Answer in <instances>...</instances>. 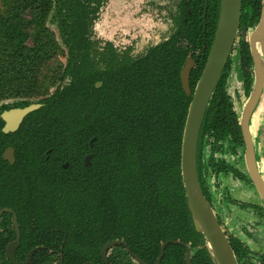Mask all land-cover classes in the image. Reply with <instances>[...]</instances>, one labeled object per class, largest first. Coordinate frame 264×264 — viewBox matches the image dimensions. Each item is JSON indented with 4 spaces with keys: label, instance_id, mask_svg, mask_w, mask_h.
<instances>
[{
    "label": "trees",
    "instance_id": "trees-1",
    "mask_svg": "<svg viewBox=\"0 0 264 264\" xmlns=\"http://www.w3.org/2000/svg\"><path fill=\"white\" fill-rule=\"evenodd\" d=\"M104 1L0 0V103L14 101L0 108L41 105L15 134L0 131V209L9 208L17 217L16 261L24 262L40 248L30 264H131V255L155 264L161 245L175 241L179 244L165 248L160 264H185L184 246L193 251L191 264H216L194 229L181 178V141L191 99L182 91L180 71L186 61L194 63L193 91L214 38L220 0H180L167 40L137 59L111 56L98 67L90 35ZM261 3L241 0L240 31L256 27ZM233 53L198 139L197 175L208 202L204 145L212 153L222 151L224 142L233 150L243 147L226 92L235 62L245 92L252 89V58L240 34ZM7 148L14 151L12 166L2 159ZM87 155L91 159L85 166ZM208 166L245 179L224 163L211 160ZM109 241L122 244L104 263L100 250ZM229 242L238 262L239 242L232 237ZM0 261L11 264L3 248Z\"/></svg>",
    "mask_w": 264,
    "mask_h": 264
},
{
    "label": "water",
    "instance_id": "water-1",
    "mask_svg": "<svg viewBox=\"0 0 264 264\" xmlns=\"http://www.w3.org/2000/svg\"><path fill=\"white\" fill-rule=\"evenodd\" d=\"M262 9L258 24L250 31L249 39L246 38V32L241 31L242 40L249 45L250 55L253 62V83L250 96L244 106L239 119V127L244 143V159L248 175L255 185L264 203V183L258 175L254 154V134L251 132L250 119L258 103L262 101L264 95V0H262ZM241 0H220V8L214 38L201 72V75L193 91L189 85V75L193 69L194 63L186 61L180 71V82L182 91L191 99L185 119L180 153V171L187 202V208L196 232L201 233L207 249L216 264H237L227 237L220 227L215 214L207 203L197 175L196 154L201 126L205 112L209 106L213 92L225 68L227 60L231 55L232 49L238 38L240 25ZM96 84V88L100 87ZM40 104H31L22 109H11L1 114V119L5 123L2 133H14L19 125L29 114L39 110ZM94 139L90 141L92 146ZM12 150L7 149L4 158L12 164L14 162L11 155ZM90 156L84 159V165H89ZM64 164L63 167H66ZM10 212L8 209L0 210ZM15 233H18L16 220L13 222ZM170 242L161 246L160 256L155 264H159L165 247ZM175 244V242H172ZM18 245V238L6 250V258L13 264H30L33 255L38 252V248L33 249L27 255L25 262L16 263L14 250ZM118 245L116 241L105 244L100 255L103 262H106L107 252ZM139 264H144L137 261ZM186 264H190L189 251L185 256Z\"/></svg>",
    "mask_w": 264,
    "mask_h": 264
},
{
    "label": "rangeland",
    "instance_id": "rangeland-1",
    "mask_svg": "<svg viewBox=\"0 0 264 264\" xmlns=\"http://www.w3.org/2000/svg\"><path fill=\"white\" fill-rule=\"evenodd\" d=\"M177 5L178 0H105L90 35L91 55L97 66H105L107 58L111 56L119 60L124 58L137 59L143 56L148 49L167 40L175 30L172 18L176 14ZM49 28L54 32L58 43L63 48L58 38L56 26L51 20ZM246 33V38L249 39L250 31ZM237 42L238 39L235 46ZM234 56L235 53L232 52L231 58L233 59ZM59 61L65 64V57H60ZM235 66L236 62L229 72L227 92L240 117L248 100V94L244 92ZM67 83L68 80L64 82V84ZM53 91L54 88H50L49 94ZM13 102L0 103V107L1 105H10ZM263 122L264 95L250 119L251 132L256 134L259 142L262 141L263 137V132H261ZM204 153L203 160L206 163L209 153L207 150ZM216 158L228 162L241 171H245L243 151L241 150L237 155H232L226 146L225 151L217 155ZM206 184L208 191L211 193L215 213L219 216L223 225L240 240H245L242 235L243 230L250 232L254 244H250L249 241L245 240L248 243L247 245H252V250L255 249V252L264 254V222L252 216L250 210H239L231 202L228 203V199L237 203L246 201L257 203L251 186L241 181H235L230 177L214 178L210 174L206 175ZM256 221L259 224L257 223L256 227L251 226V223L256 224Z\"/></svg>",
    "mask_w": 264,
    "mask_h": 264
},
{
    "label": "flooded vegetation",
    "instance_id": "flooded-vegetation-1",
    "mask_svg": "<svg viewBox=\"0 0 264 264\" xmlns=\"http://www.w3.org/2000/svg\"><path fill=\"white\" fill-rule=\"evenodd\" d=\"M180 4V0H178V5ZM178 5L176 6V7H178ZM219 8H220V4H219ZM176 13H177V10H176ZM240 17H241V14H240ZM240 25H239V31H238V36H239V34H240ZM238 39V38H237ZM236 43V42H235ZM235 47V46H234ZM234 47H233V49H234ZM233 49H232V52H233ZM231 52V53H232ZM231 57V55L229 56V58ZM253 63V62H252ZM194 67V66H193ZM252 76H253V73H252ZM242 82V81H241ZM98 84V83H97ZM96 86V85H95ZM242 87H243V83H242ZM244 88V87H243ZM226 92H227V88H226ZM244 92H245V90H244ZM227 95L229 96V98H230V100H231V103H232V105H233V102H232V99H231V97H230V95L228 94V92H227ZM250 96V92L248 93V97ZM34 104H37V103H34ZM31 105V104H30ZM29 106V105H28ZM25 108V107H24ZM11 109H22V108H10V109H8V110H11ZM244 109V108H243ZM8 110H5V111H8ZM233 110H234V112L237 114V112H236V110H235V108H234V105H233ZM243 111V110H242ZM4 111H2L1 113H0V121H1V123H2V126H1V129H0V131H1V133H2V129H3V127H4V125H5V123L3 122V120L1 119V114L3 113ZM237 116H238V114H237ZM26 118V117H25ZM25 118L23 119V121L25 120ZM239 119H240V117L238 116V126H239ZM23 121L21 122V124L19 125V128H20V126L22 125V123H23ZM262 125V127H263V129L261 130V132H263V137H262V141H258L257 140V136H256V134L254 133V144H255V147H254V154H255V162H256V169H257V172H258V175H259V177L261 178V180H262V182L264 183V122H263V124H261ZM18 128V129H19ZM18 129H17V131H18ZM239 130H240V127H239ZM16 131V132H17ZM16 132H14V133H9V134H4V135H10V134H15ZM240 133H241V131H240ZM241 138H242V135H241ZM242 142H243V140H242ZM259 147H258V146ZM198 146V145H197ZM226 146L228 147V151L232 154V155H237L238 153H239V151L241 150V151H243V158H244V154H245V149H244V143H243V147L242 148H237V149H235V150H233V145L231 144V143H229V142H224L223 143V145H222V151H219V152H213L212 153V151L210 150V146L209 145H204V148H203V152H202V157H201V163H202V165H203V167H205V170H206V172L204 173V185H205V187H206V189H207V191H208V188H207V184H206V175L207 174H210L211 176H213L214 178H219V177H230L231 179H233V180H235V181H241V182H243V183H246V184H249L250 186H251V188L253 189L252 191L254 192V197L257 199V203H255V202H252V201H246V202H243V203H237V202H235L234 200H231V199H228V203L230 204V202L234 205V207H236V208H238L239 210H244V209H248V210H250L251 211V214H252V216H255L256 217V219H258V220H260V221H262V222H264V203H263V200H262V198H261V196H260V194L258 193V191H257V189H256V187H255V185L253 184V182L251 181V179H250V177H249V175H248V172H247V168H246V164H245V159H244V164H245V171H241L240 169H238V168H236V167H234L233 165H231V164H229L228 162H226V161H224V160H222V159H217L216 158V156L217 155H219V154H222L224 151H225V148H226ZM7 149H11L12 150V153H11V155H12V157H13V160H14V162H15V159H14V151H13V149L12 148H7ZM6 149V150H7ZM5 150V151H6ZM205 150H207L208 151V161L205 163L204 162V160H203V157L205 156ZM5 151H4V153H5ZM4 153L2 154V159L5 161V162H7L8 163V165L9 166H12L13 164H14V162L12 163V164H10L5 158H4ZM87 156H90V159H91V155H87ZM86 157V156H85ZM85 157H84V159H85ZM84 159H83V162H84ZM90 159H89V161H90ZM213 161L214 163H224V164H226V165H229V166H231V167H233L235 170H237L239 173H241L243 176H244V180H240V179H237V178H235V177H233L232 175H231V173H229V174H224V173H216V172H213V170L210 168V166H208V163L210 162V161ZM64 166V165H63ZM63 168H67V166L66 167H63ZM203 193V192H202ZM208 193H209V195H210V202H208L207 200V203L210 205V207H211V209H212V211H213V213L215 214V217H216V219H217V221H218V223H219V225H220V227L222 228V230H223V232H224V234H225V236L227 237V240H228V242H229V238L230 237H232V238H235L238 242H239V246H240V249H241V251H242V254H240L239 255V258H238V262H237V258L235 257V254H234V252H233V250H232V246H231V244H230V242H229V245H230V247H231V250H232V252H233V255H234V257H235V260H236V263L237 264H256V262H257V264H264V254H259V253H257V252H255L254 250H252V245H247L248 243L246 242V241H249V243L250 244H254L253 243V241L251 240V234H250V232H248V231H246V230H243V237L245 238V240H243V239H239V238H237V237H235L233 234H232V232H230L224 225H223V223H222V221H221V219L219 218V216L215 213V208H214V206H213V203H212V198H211V193L208 191ZM205 197V196H204ZM206 199V198H205ZM3 209H8L10 212H3V213H1V215H0V220H2V217H3V215H6V216H8V219H7V221H1V223H0V240L2 241V243H0V248H3L4 249V251H5V258H6V250H7V248L11 245V244H13L14 242H15V240H16V238H18V245H17V247L15 248V250H14V258H15V252L18 250V248L20 247V242H21V235H20V232H19V229H18V224H17V217H16V215H15V213L11 210V209H9V208H1L0 210H3ZM14 220H16V224H17V230H18V233L16 234L15 233V230H14V227H13V222H14ZM257 223L259 224V222L258 221H256V224H254V223H251V226H253V227H256V225H257ZM2 225H4L6 228H9L10 230L9 231H5L4 230V228L2 227ZM255 225V226H254ZM227 229H225V228ZM10 234H11V236H10ZM109 242H111V241H109ZM117 243H118V245H116V246H114V247H112L108 252H107V255H106V262H107V257H108V254H109V252L113 249V248H115V247H117V246H119L120 244H122L121 242H118V241H116ZM167 242H170L169 244H173V245H177V244H179L178 242H175V241H167ZM172 242H175V244L174 243H172ZM166 243V242H165ZM107 244V243H106ZM164 244V243H163ZM162 244V245H163ZM168 244V245H169ZM2 245H4L3 247H2ZM161 245V246H162ZM167 245V246H168ZM28 246V245H27ZM166 246V247H167ZM165 247V248H166ZM184 248H185V255H184V262H185V256H186V253H187V249H188V251H189V258H190V264H191V256H192V253H193V251H191V249L189 248V246H184ZM35 249V248H34ZM39 250H40V248H38ZM102 249V248H101ZM160 249H161V247H160ZM33 250V249H32ZM31 250V251H32ZM38 250V251H39ZM101 251V250H100ZM164 251H165V249H164ZM163 255H164V252H163ZM163 255H162V257H163ZM34 256V255H33ZM101 256V255H100ZM159 256H160V252H159ZM159 256H158V258H159ZM131 261H130V263L131 264H139L137 261H141L139 258H136V257H134V256H132L131 255ZM162 257H161V259H162ZM27 258V257H26ZM158 258H157V260H158ZM7 259V258H6ZM161 259H160V262H161ZM214 259V258H213ZM26 260V259H25ZM32 260V259H31ZM157 260H156V262H157ZM9 261V260H8ZM15 261H16V258H15ZM103 261V260H102ZM215 261V260H214ZM10 262V261H9ZM25 262V261H24ZM106 262H104V263H106ZM141 262H143V261H141ZM155 262V263H156ZM160 262H159V264H160ZM0 263H1V261H0ZM11 263V262H10ZM16 263H23V262H17L16 261ZM31 263V262H30ZM144 264H146L145 262H143ZM11 264H13V263H11ZM56 264H61V262L59 261V262H57ZM185 264H186V262H185Z\"/></svg>",
    "mask_w": 264,
    "mask_h": 264
}]
</instances>
